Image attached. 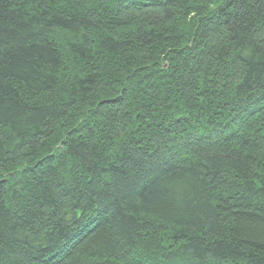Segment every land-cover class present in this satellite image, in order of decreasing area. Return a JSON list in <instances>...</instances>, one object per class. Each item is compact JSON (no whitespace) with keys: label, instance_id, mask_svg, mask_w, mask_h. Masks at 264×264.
<instances>
[{"label":"trees","instance_id":"trees-1","mask_svg":"<svg viewBox=\"0 0 264 264\" xmlns=\"http://www.w3.org/2000/svg\"><path fill=\"white\" fill-rule=\"evenodd\" d=\"M0 264H264V0H0Z\"/></svg>","mask_w":264,"mask_h":264}]
</instances>
